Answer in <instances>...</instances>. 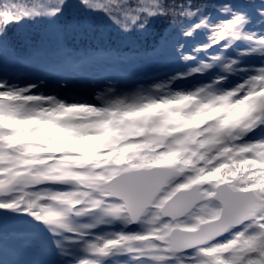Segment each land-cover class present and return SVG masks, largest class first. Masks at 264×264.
I'll return each mask as SVG.
<instances>
[{
  "label": "clouds",
  "instance_id": "obj_1",
  "mask_svg": "<svg viewBox=\"0 0 264 264\" xmlns=\"http://www.w3.org/2000/svg\"><path fill=\"white\" fill-rule=\"evenodd\" d=\"M149 18L122 27L144 29ZM240 60L230 59L225 75L191 86H176V73L146 87L110 86L72 101L33 91V84L0 82V130L11 133L7 159L16 169L11 186L0 184V197H14L18 207L31 204L37 214L55 209L68 230L119 220L139 226L129 236L141 247L176 249L195 240L213 264H264V232H249L243 219L264 215V203L234 212L218 210L213 199L224 183L251 181L264 194V137L252 139L264 127V70L248 71ZM215 66L201 61L186 74ZM132 169L149 177L137 186L139 207L114 214L108 198L117 197ZM168 259L186 264L179 249Z\"/></svg>",
  "mask_w": 264,
  "mask_h": 264
},
{
  "label": "snow or ice",
  "instance_id": "obj_2",
  "mask_svg": "<svg viewBox=\"0 0 264 264\" xmlns=\"http://www.w3.org/2000/svg\"><path fill=\"white\" fill-rule=\"evenodd\" d=\"M82 3L87 7L106 11L114 21L124 27L127 26L129 21H137L140 17L147 18L159 14L168 16L174 23L180 25L186 38L193 37L199 30L208 29L207 42L197 44L191 52L184 53L183 59L185 61H195L194 66L190 67L192 69H195L201 61H214L216 66L208 72L192 71L190 74H186L188 71L183 72L178 77L179 79L207 76L208 81L213 76L225 75L226 73L221 71V69L230 59L264 52V47H261L264 45V36H257L244 31L248 16L243 10L236 8L230 3L223 4L220 7V11L230 13V15L228 19L221 20L218 23H212L209 18L211 13L219 7L214 3V0H82ZM63 4L64 0H51L50 6L47 7L40 4L39 0H34L31 7L7 3L0 8V28L23 16L38 15L41 12L54 15L61 10ZM240 39L251 42L252 46L248 49L240 50L237 55H230L228 53L229 48L235 41ZM201 56L204 58H200ZM261 56L264 57V55ZM240 66L242 67L241 60ZM258 70H264V60H261L258 66L248 71L256 72ZM203 81L201 80L200 82ZM259 130L264 133V127ZM0 133L4 137L0 139V159L4 161L0 163V169H3L0 171V184L4 187H9L14 182L13 173L16 169L7 158L14 149L7 142V136L11 135V133L3 132V130H0ZM259 137H264V134L259 135ZM260 142L264 143V141ZM126 176L127 183L120 187L117 197L108 198L113 201L112 212L114 214H118L122 206H127L135 212L139 207L137 186L141 181L149 179L147 175L137 173L134 169L128 170ZM250 183L251 181L242 184H220L216 197H213V199L218 197V210L222 208L235 212L241 204L250 210H254L261 203H264L260 199L264 194L257 193L254 189H251L249 187ZM120 196L123 197L124 205L119 202L118 197ZM0 209L27 212L36 219L45 222L54 234L64 235L66 242L81 245L84 251L88 253V256L78 260L77 264H103L104 260L114 252L129 254L137 264H169L168 257L172 251L177 249L182 251L186 264H213V258L204 251L205 246L195 240L181 242L176 246V249H151L139 246V241H133L129 233L123 231L109 233L105 236H93L95 228L85 227L82 230H68L67 225L58 221L55 209L47 215L37 214V209L32 207L31 204L18 207L14 197L7 199L0 197ZM72 214L78 215L75 210H73ZM243 219L244 225L248 227L249 232H264V227H262L264 226V215L261 213L256 212L253 215H245ZM57 227H59V231L55 230ZM109 240L120 241V243L107 245ZM57 243L60 244V241H57Z\"/></svg>",
  "mask_w": 264,
  "mask_h": 264
},
{
  "label": "trees",
  "instance_id": "obj_3",
  "mask_svg": "<svg viewBox=\"0 0 264 264\" xmlns=\"http://www.w3.org/2000/svg\"><path fill=\"white\" fill-rule=\"evenodd\" d=\"M50 0H42L39 1L42 5H49ZM7 3H16L24 6L31 7L34 3V0H1L0 8H2ZM46 7V6H45ZM35 17L39 18L40 20H45L46 18H50L49 21H53L55 19L56 22H54V27L51 28V30H46L45 28L41 29L39 36H34L31 34L30 30L25 24L27 23V20L23 17L13 20L10 22L12 26H8L7 24L3 26V37L0 39L2 42H6V37H10L13 39V43L9 44L12 49V53L15 55L14 57H11L12 63L16 64L19 68L25 69L27 72H45L47 69H49V66L51 64H62L61 62V51H67L70 52L77 58L82 57V54H88L89 52H94L95 50H98V47L101 46L104 48L107 52L116 53L118 51V54L122 55H140L144 51H146L149 47L157 44L161 39L160 36H162L163 39L170 37V36H178L181 31V26L178 24H170V20L164 16L160 18L161 22V28L165 30L168 26H170L169 29L165 30L164 33H162L159 37L153 38L148 46H144L142 44H139L137 47L133 48H108L105 45V41L99 42H91L92 38L88 35L87 32L80 33V34H70V32L65 31V28L67 26V22L62 21V17L58 16V18L53 17L52 15H49L45 12H41L40 14L36 15ZM48 22L47 24H49ZM170 24V25H169ZM28 38V39H26ZM65 38L67 41L63 46L59 45L60 39ZM26 42L32 43L31 46L35 48L38 52H35L33 50L27 49L25 45ZM99 50H102L99 48ZM27 53L29 55H36L35 59L33 61H28Z\"/></svg>",
  "mask_w": 264,
  "mask_h": 264
},
{
  "label": "rangeland",
  "instance_id": "obj_4",
  "mask_svg": "<svg viewBox=\"0 0 264 264\" xmlns=\"http://www.w3.org/2000/svg\"><path fill=\"white\" fill-rule=\"evenodd\" d=\"M192 66H194V64H188L187 67H186V72ZM8 85H13L14 86V84H8ZM15 85H17V84H15ZM87 95H90L91 98L93 96V94H91L89 91L85 92V94H84L85 97H87ZM91 98H88V99H91ZM70 101H72V100H70ZM15 264H19V262H15Z\"/></svg>",
  "mask_w": 264,
  "mask_h": 264
}]
</instances>
